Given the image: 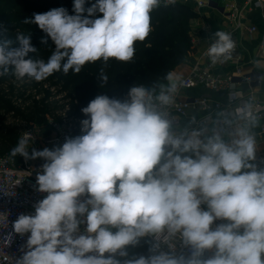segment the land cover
Returning a JSON list of instances; mask_svg holds the SVG:
<instances>
[{"label":"clouds","instance_id":"1","mask_svg":"<svg viewBox=\"0 0 264 264\" xmlns=\"http://www.w3.org/2000/svg\"><path fill=\"white\" fill-rule=\"evenodd\" d=\"M85 3L74 0L72 15L58 7L23 20L55 45L47 61L30 55L38 51L30 35L13 39L0 24V77L40 82L56 72L78 74L87 63H128L135 43L152 32L150 14L161 0ZM256 7H262L260 0ZM209 39L206 54L213 65L232 59L236 44L230 33L217 30ZM99 77L108 80L103 67ZM165 79L157 99L167 104L182 77L169 71ZM150 101L143 86L131 87L123 100L97 95L81 109L82 134L52 148L29 152L32 137L23 134L10 155L43 161L33 187L47 195L33 205L34 214L21 213L12 222L13 233H30L16 264H121L117 253L127 256L126 246L165 229L180 234L190 255L156 254V245L148 256L123 264H264V170L249 163L255 159L254 137L242 129L229 145L203 130L175 135ZM244 115L255 126L251 112ZM216 220L228 223L213 229ZM81 224L87 234L77 235ZM206 250L214 252L205 258Z\"/></svg>","mask_w":264,"mask_h":264},{"label":"built area","instance_id":"2","mask_svg":"<svg viewBox=\"0 0 264 264\" xmlns=\"http://www.w3.org/2000/svg\"><path fill=\"white\" fill-rule=\"evenodd\" d=\"M187 4L189 0H176V3ZM262 7H256L257 0H245L241 8L230 7L226 13V19L232 27L226 29L232 35L236 47L232 59L213 65L207 56V48L212 42L208 39L207 48L202 52L199 59L195 60L191 73L180 80L178 90L170 95V102L162 103L157 97L161 90L154 87H144L151 95L150 103L162 118L170 121V131L179 135L185 130H203L204 134L218 133L225 143L239 139V132L250 126V120L244 113L251 112L256 121L264 119V98L261 88L264 83V70L258 67V60L246 62L245 52L240 45V37L253 39L258 32L255 25H247L248 14L253 10H259L264 20V0H260ZM197 8H206L211 5V0H196ZM203 30L207 33L211 30V23L205 22ZM259 57L264 58V36L257 47ZM228 70V71H226ZM48 89V86L45 87ZM202 89L219 95V98L211 96L186 97L188 91ZM54 100L58 101L63 110L56 112V117H49L43 125L25 128L24 133H30L32 140L31 148L42 150L45 147L52 148L54 145H62L65 137H74L81 133V118L69 116L71 105L66 94L56 95L54 89ZM56 96V97H55ZM40 98V97H38ZM127 98V95L125 96ZM124 98V99H125ZM264 134V125L262 126ZM49 130L50 133H46ZM249 133V131H248ZM250 134V133H249ZM251 135V134H250ZM253 136V135H252ZM255 147H260L263 137H255ZM255 164L257 171L264 168V151L260 154ZM43 163L41 159L25 162L21 156V163L16 164L10 155H0V264H16L17 260L27 251L26 242L29 234L23 236L13 233L12 222L19 214H34L33 205L41 200L46 193L37 192L34 189L36 183V172ZM81 200L86 199L82 196ZM207 210L206 205H201ZM86 215V214H85ZM83 219V218H81ZM220 223L228 221L216 220L211 226L213 229ZM86 224L80 225L79 234H87ZM242 231V229H241ZM13 233L11 240L8 234ZM149 242L150 246L158 245L156 254L165 252L173 255H190V246L183 244L179 233L169 235L167 229L160 234H148L142 237ZM127 256L121 257L116 254V259L123 261L132 259L126 247ZM214 250H206L205 258L210 257ZM105 257L109 254L105 253Z\"/></svg>","mask_w":264,"mask_h":264},{"label":"trees","instance_id":"3","mask_svg":"<svg viewBox=\"0 0 264 264\" xmlns=\"http://www.w3.org/2000/svg\"><path fill=\"white\" fill-rule=\"evenodd\" d=\"M73 2L0 0V24L13 39L17 33L30 35L31 43L38 49L37 53L30 55L47 61L55 45L37 25L24 24L23 20L32 18L33 13H44L58 7L66 8L72 15ZM92 3L95 0H86L85 8ZM150 15L153 30L144 42L135 43V56L128 63L115 59H110L107 65H103L102 61L87 63L78 74L72 70L67 75L62 71L56 72L40 82L17 81L12 76L0 77V155H10L23 129L43 125L49 117H56V112L64 109L53 99L54 94L50 89H54L57 95L66 94L71 105L69 116L80 117L81 120L86 118L81 109L97 95L106 94L110 98L123 100L134 86L162 90L161 86L167 82V73L186 62L194 51L191 25L199 14L187 4L177 2L165 6L164 0H161L160 7ZM42 37L48 40L47 44L41 43ZM101 67L108 76L107 82L99 77ZM13 159L16 164L21 163V156L17 155ZM126 247L134 259L141 255L148 256L152 246L140 237L138 244Z\"/></svg>","mask_w":264,"mask_h":264},{"label":"crops","instance_id":"4","mask_svg":"<svg viewBox=\"0 0 264 264\" xmlns=\"http://www.w3.org/2000/svg\"><path fill=\"white\" fill-rule=\"evenodd\" d=\"M244 1L245 0H211V5L209 7L200 9L197 8L195 5L196 0H189L187 5H189L193 10H196L199 14V17L194 19L191 25L194 51L188 57L186 62L180 64V66L174 69L175 73L180 74L182 79L191 73L195 60L199 59L202 52L207 48L208 39L212 36V34L217 30L226 31V29L232 27L230 22L226 19V13L230 9V7L228 6H235L241 8L242 5H244ZM260 14L261 13L258 9L253 10L252 12H250V14H248L247 16L248 20L246 21V24L257 26L258 32L254 34L253 39L245 38L243 36L240 37L241 38L240 45L242 51L245 52L246 62L249 60L257 59L259 63L258 67L264 70V58H260L259 52L257 51L259 42L262 40V37L264 36V20L263 18H261ZM205 22L211 23V30L209 33L203 30V24ZM179 82L180 81H178V83ZM167 84L168 81L166 82V84H164V86H167ZM184 95L186 97L211 96L214 98H219V95L202 89L188 91L185 92ZM261 95L264 98V83L261 88ZM263 125H264V119H262V121H256L255 126L250 124V126L247 127V131H249L251 135L255 136L256 138L263 137L260 147H255V159L249 161V163H252L254 165L257 163L256 161L259 158L260 154L264 151V134H262V129H261ZM211 135L213 134H204V136H211ZM204 136H202L201 139H203ZM250 170L251 169H242V171H250ZM262 259H264V256H262Z\"/></svg>","mask_w":264,"mask_h":264},{"label":"rangeland","instance_id":"5","mask_svg":"<svg viewBox=\"0 0 264 264\" xmlns=\"http://www.w3.org/2000/svg\"><path fill=\"white\" fill-rule=\"evenodd\" d=\"M57 95V94H56ZM56 97V96H55ZM46 133H50L49 130L46 131Z\"/></svg>","mask_w":264,"mask_h":264}]
</instances>
